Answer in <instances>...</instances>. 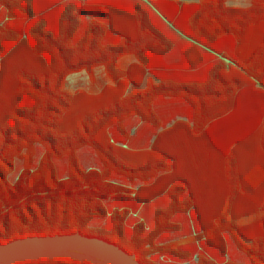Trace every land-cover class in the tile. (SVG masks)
<instances>
[{"label": "trees", "instance_id": "trees-1", "mask_svg": "<svg viewBox=\"0 0 264 264\" xmlns=\"http://www.w3.org/2000/svg\"><path fill=\"white\" fill-rule=\"evenodd\" d=\"M0 9V244L82 234L137 264L196 254L197 264H239L205 254L226 257L229 235L250 264H264V0H0ZM98 68L101 91L65 89L81 72L96 83ZM163 98L186 102L192 123L163 130L154 108ZM133 118L158 131L149 149L126 147ZM84 148L100 169L81 167ZM158 200L168 206L153 213ZM141 210L148 223L134 217ZM178 215L199 234L182 233ZM169 233L186 236L162 244ZM5 264L109 263L69 249Z\"/></svg>", "mask_w": 264, "mask_h": 264}, {"label": "rangeland", "instance_id": "rangeland-1", "mask_svg": "<svg viewBox=\"0 0 264 264\" xmlns=\"http://www.w3.org/2000/svg\"><path fill=\"white\" fill-rule=\"evenodd\" d=\"M227 4H228V6L247 8V7L251 6L252 0H227ZM174 55H175V53H174ZM99 76L101 79L102 76L101 75H99ZM76 88H77V90L83 89V90H86L89 92H98L100 87H97V85L92 84L89 79H87V80L82 79L80 82H78V86ZM65 89L70 93H74V92L70 91L67 87H65ZM163 100L171 101V104H173V105L176 102H181V104L185 103L184 105H186L188 107L189 111L191 113L193 112L192 109L188 106V104L186 102H184L183 100L170 99V98L159 99L156 102L155 108L158 105L157 103L161 102ZM158 111L160 113H162V115H163V105L158 107ZM159 112H157V113L159 116H161L159 114ZM137 119L139 121H141L139 118H137ZM127 125L129 128L132 127L131 121H129L127 123ZM144 125H145V128L147 127V128H150L152 131H154V128L150 124L144 123ZM113 135H115L114 132H113ZM43 153H44V149L41 146H38L37 147V153H36V165H38ZM78 157H79V162H80L81 167L85 170H87L88 168L89 169H100L101 168V164H100L99 160L97 159L95 152L91 148H84V149L80 150V152L78 153ZM55 164L59 170V174L61 176H63L65 174L64 168H65L66 163L64 161H56ZM22 169H23L22 161L17 160L16 164H15V170L9 178V181L11 183H15L17 181L18 177L20 176V174L22 172ZM145 215H146V212L144 210H141L140 212H137V215H134V217L137 216V218L139 219V218L145 217ZM188 219H189V220H187L188 222L182 221V215H178L175 219V222L182 225V231H181L182 233L184 232V229L189 226V230H190L189 235L195 236V235L199 234L198 225H197L196 221L194 220V218L192 216H188ZM140 221H144L145 223H148V221L145 218H143ZM105 223H106L105 221H96L91 225V228L104 229ZM95 232L96 231L93 230V233H95ZM185 236H186V234L180 235L178 233L165 234V236L162 237L163 243L162 242L161 243L166 244L168 242L181 240ZM167 238L171 239L172 241H165ZM196 246L198 247V251L200 252L201 248H202L201 243L199 244V242H198L196 244ZM227 247H228V254L226 257H222L218 250L210 248V247L206 248L207 252L205 254L207 256H209L210 258H212L215 261L220 262V263L232 261V262H236L239 264H250L247 256L238 250L234 241L232 240V238L229 235H227ZM197 256H198L197 254L194 255L190 260H187L186 262L176 261L173 258H168V257H166L165 259H163V258H157V259H158V262L160 264H197V260H198ZM5 263L6 262L0 263V264H5Z\"/></svg>", "mask_w": 264, "mask_h": 264}, {"label": "water", "instance_id": "water-1", "mask_svg": "<svg viewBox=\"0 0 264 264\" xmlns=\"http://www.w3.org/2000/svg\"><path fill=\"white\" fill-rule=\"evenodd\" d=\"M69 249L101 259L109 264H137L116 244L99 237L82 234L33 237L0 244V263L60 253Z\"/></svg>", "mask_w": 264, "mask_h": 264}, {"label": "crops", "instance_id": "crops-1", "mask_svg": "<svg viewBox=\"0 0 264 264\" xmlns=\"http://www.w3.org/2000/svg\"><path fill=\"white\" fill-rule=\"evenodd\" d=\"M146 3H148L149 5H151V2H155L158 0H142ZM176 2H179L180 4H184V3H196L198 2V0H175ZM153 7V6H152ZM154 8V7H153ZM7 20V15L6 12L2 9H0V23L4 24ZM171 27H173L172 24H170ZM174 31L180 36V38L187 40V41H192L189 38H187L184 34H182L180 31L176 30L175 28H173ZM168 63H174V62H178L179 61V56H177L176 54L173 55V53H169L167 55ZM227 61V60H226ZM132 60L128 59L126 61L127 64L131 63ZM229 62V61H227ZM101 75V79L100 76ZM82 79H89V76L86 72H81V73H77V74H73L71 76H69L67 78V82H66V87L72 91L75 92L77 91V86H78V82H80ZM90 80V79H89ZM107 84V79L104 73V69L103 68H98L96 70V83H94V85H97V87H100L98 92L101 91V89ZM93 93H97V92H93ZM179 103V104H178ZM157 107L156 103H155V111H158V107L163 105V115L162 113L159 112V114L162 116H160L161 120H162V124H163V130L164 129H168L171 126H173L177 121L179 120H183V121H187L192 123V119H193V113H191L188 109V107L184 104H181V102H176L174 105L171 104V101L168 100H163L161 102L157 103ZM172 105V106H171ZM158 114V113H157ZM131 121V125L132 127H128L127 123ZM126 128L130 134V139L128 140L126 147L133 149V150H145V149H149L151 147V145L153 144L155 138H156V134L158 133L157 130L154 129V131H152L150 128H145V125L142 121H139L137 118H133L128 120L126 123ZM161 129V130H162ZM80 152V151H79ZM89 170V168L87 169ZM168 206L167 202L162 203V200H158L157 202H153L149 207L151 212H155L158 208H166Z\"/></svg>", "mask_w": 264, "mask_h": 264}]
</instances>
